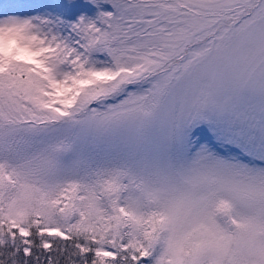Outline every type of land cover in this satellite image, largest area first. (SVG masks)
<instances>
[{
    "label": "snow or ice",
    "instance_id": "6c2138e0",
    "mask_svg": "<svg viewBox=\"0 0 264 264\" xmlns=\"http://www.w3.org/2000/svg\"><path fill=\"white\" fill-rule=\"evenodd\" d=\"M0 264H264V0H0Z\"/></svg>",
    "mask_w": 264,
    "mask_h": 264
}]
</instances>
